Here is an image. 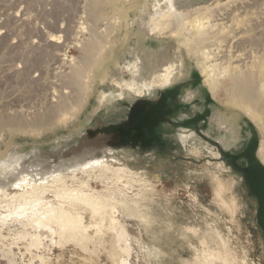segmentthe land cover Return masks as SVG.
<instances>
[{
	"label": "rangeland",
	"instance_id": "rangeland-1",
	"mask_svg": "<svg viewBox=\"0 0 264 264\" xmlns=\"http://www.w3.org/2000/svg\"><path fill=\"white\" fill-rule=\"evenodd\" d=\"M40 1L23 0L17 5L16 0H0V66L16 63L19 67L6 75L0 70L2 110L3 101L13 93H18V103L26 99L39 108L47 103L43 82L53 80L58 45H38L41 34L34 31L36 27L43 32L50 25V33H60L53 29L57 18L53 7ZM240 1L218 0L202 9L181 4L180 10L195 27L196 19L207 17V12H220ZM106 2L102 9L115 16L128 10L137 13L145 5V0ZM65 4L70 26H78L74 5L70 0ZM24 13L30 23L19 24L17 32L14 18ZM239 30L243 33L244 26ZM61 35L59 46L65 41ZM30 36L36 43L29 41ZM159 41L167 46L177 43L171 41V33ZM184 54V59L196 63L185 49ZM67 55L69 60L78 59L79 53L69 48ZM112 62L104 65L100 76L115 70ZM34 70L33 74H42L28 75ZM191 72L190 78L177 83L150 79L134 85L130 81L122 89L107 77L102 102L99 90L68 125L41 133L9 127L0 131V264H264L261 135L256 127L249 128L239 144L225 147L212 129L224 104L213 99L198 69ZM173 91L186 107L158 127L157 148L116 140L135 107H155L164 93ZM197 113L201 117L192 119ZM188 120L193 124L183 123ZM74 171L78 172L73 177ZM59 175L67 189L106 204L102 213H94L74 202L83 217L78 232L63 229L60 221L43 227L36 217L47 206H59L60 197L51 187ZM118 199L128 200L127 204L115 203ZM112 205L118 213H113Z\"/></svg>",
	"mask_w": 264,
	"mask_h": 264
},
{
	"label": "bare ground",
	"instance_id": "bare-ground-1",
	"mask_svg": "<svg viewBox=\"0 0 264 264\" xmlns=\"http://www.w3.org/2000/svg\"><path fill=\"white\" fill-rule=\"evenodd\" d=\"M70 1L74 5V20L78 19V26L72 23L73 26H70L66 19L65 0H44V4L54 9L57 18L53 29L60 34L50 33V25L43 32L36 27L34 31L41 34L38 35V45H58L57 59L53 62V80L43 82L48 94L46 105L39 108L26 99L18 103V93H13L3 101L4 109H0V131L9 127L25 133L30 130L41 133L68 125V121L71 120V123L77 118L99 90L102 93L98 98L102 102L103 93L107 94L102 89L108 85L104 80L107 77L114 79L113 86L122 89L123 84L130 81L134 85L150 79L177 83L190 78L192 69L196 68L202 74L212 98L231 109L228 111L221 107L215 114L212 129L219 134L220 141L225 147L239 144L249 134V128L256 127L261 135L258 157L264 163V0H242L238 5H228L220 12L209 11L207 17L196 19L195 27L186 21L188 15L180 10L181 4L186 5L179 0H145V5L137 13L128 10L121 14L118 10L121 15L116 16L102 9L106 0ZM2 3L6 6L8 1ZM22 3L23 0H16L17 5ZM209 5L200 4L197 9ZM14 19L17 26L27 21L30 23L25 13ZM243 26L241 33L239 29ZM16 31L19 32V26ZM61 33H64L65 41L59 46L63 38ZM168 33H171V41L177 42L175 46L159 41ZM32 38L30 36L29 41L36 43ZM119 45L121 48L117 53ZM69 48L79 53L78 59L69 60ZM184 49L196 60L195 64L184 59ZM110 60L115 61V64L112 62L115 70L108 69L100 76V71ZM18 68L16 63L0 66L4 75ZM33 72L36 71L28 75L37 77L40 74ZM13 104L18 105L6 109ZM77 172H73V177L77 176ZM66 183L61 175L54 178L51 187L56 197H60L59 206H47L45 211H37L36 217L43 227L50 228L51 222L60 221L63 229L78 232L83 228V217L79 216L74 202L94 213H102L106 204L94 201L90 194L67 189ZM120 200L115 203H122ZM126 201L122 204H127ZM112 208L115 210L113 213H118L116 205ZM112 219L118 218L112 216Z\"/></svg>",
	"mask_w": 264,
	"mask_h": 264
},
{
	"label": "flooded vegetation",
	"instance_id": "flooded-vegetation-1",
	"mask_svg": "<svg viewBox=\"0 0 264 264\" xmlns=\"http://www.w3.org/2000/svg\"><path fill=\"white\" fill-rule=\"evenodd\" d=\"M173 93H164L160 103L155 107H135L128 116L125 124L119 130V133H117L116 140L125 145H148L152 146V148L153 146L157 148L156 145L161 143L160 136L157 132L158 127L171 122V116L178 109H184L186 107V104L177 99L176 91H173ZM202 114H206V112ZM202 114L197 113L192 119H198ZM205 119L207 118L205 117ZM192 121L194 120H188L183 123L185 125L193 124ZM203 121L201 120L197 125ZM131 130L134 131L130 132Z\"/></svg>",
	"mask_w": 264,
	"mask_h": 264
},
{
	"label": "crops",
	"instance_id": "crops-1",
	"mask_svg": "<svg viewBox=\"0 0 264 264\" xmlns=\"http://www.w3.org/2000/svg\"><path fill=\"white\" fill-rule=\"evenodd\" d=\"M180 2L186 4V6L200 5V4H208L218 0H179ZM188 2V3H187Z\"/></svg>",
	"mask_w": 264,
	"mask_h": 264
}]
</instances>
